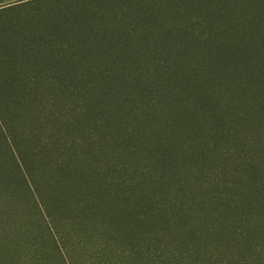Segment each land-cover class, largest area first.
<instances>
[{"label":"trees","instance_id":"trees-1","mask_svg":"<svg viewBox=\"0 0 264 264\" xmlns=\"http://www.w3.org/2000/svg\"><path fill=\"white\" fill-rule=\"evenodd\" d=\"M1 190L17 264H264V0H0Z\"/></svg>","mask_w":264,"mask_h":264},{"label":"rangeland","instance_id":"rangeland-1","mask_svg":"<svg viewBox=\"0 0 264 264\" xmlns=\"http://www.w3.org/2000/svg\"><path fill=\"white\" fill-rule=\"evenodd\" d=\"M9 194H5L4 192H2V190L0 191V216H7L5 213L6 207L11 206L8 203V197ZM24 203H28V202H24ZM28 206V208L25 207L24 204H22L19 207V212L20 213H24L25 211H29V213H31L30 215H32L33 220H36L37 217H34V210H32V206L29 204H26ZM29 209V210H28ZM16 216L19 215V213H15ZM17 218V217H16ZM6 228H2L0 227V242H1V238L4 234H6ZM1 244V243H0ZM16 253L13 251L12 248H10L9 246H1L0 245V264H7V262L12 263V261L14 260V264H17V258L20 257V255H16ZM13 264V263H12Z\"/></svg>","mask_w":264,"mask_h":264}]
</instances>
